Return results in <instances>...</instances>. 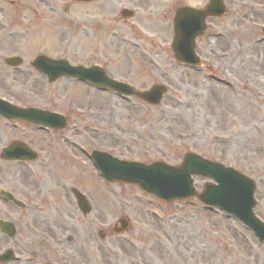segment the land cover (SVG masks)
<instances>
[{
  "label": "rangeland",
  "instance_id": "obj_1",
  "mask_svg": "<svg viewBox=\"0 0 264 264\" xmlns=\"http://www.w3.org/2000/svg\"><path fill=\"white\" fill-rule=\"evenodd\" d=\"M209 4L0 0V96L63 113L70 123L66 131H46L0 116V153L21 140L41 156L28 164L0 157V187L30 203L22 211L0 197V221L18 227L13 237L0 230V255L11 250L18 257L9 264H46L43 249L59 264H264V243L236 219L197 200L167 203L135 185L106 184L83 153L97 148L120 158L178 164L185 153L197 152L257 180L256 212L264 220V49H254V40L264 48V0H226L227 14L208 19L197 40L204 65L184 68L173 57L174 17L178 8ZM125 5L136 12L127 22L118 13ZM92 20L118 31L116 43L127 40L129 49L115 48L124 57L107 65L111 74L137 89L168 85L163 104L150 107L73 79L51 84L31 66L38 55L86 66L107 55L93 46L99 38L91 34ZM214 46L230 55L218 59ZM13 55L24 59L17 69L5 63ZM207 180L196 177L197 187ZM71 185L91 198L89 217L79 211ZM124 215L132 227L116 236L111 228Z\"/></svg>",
  "mask_w": 264,
  "mask_h": 264
},
{
  "label": "water",
  "instance_id": "obj_2",
  "mask_svg": "<svg viewBox=\"0 0 264 264\" xmlns=\"http://www.w3.org/2000/svg\"><path fill=\"white\" fill-rule=\"evenodd\" d=\"M211 14L222 15L224 8L221 0H212ZM188 13L197 14L193 11ZM183 14L179 18V45L191 47V43L202 29V22L192 23L187 17L189 14ZM185 28L194 29L193 33L188 34ZM178 58L189 64H198V58L194 54V47L191 55H178ZM185 58V59H184ZM16 63V59L11 60ZM37 67L49 74L52 80L59 76H75L112 87L120 93L134 94L131 86L120 84L108 79L102 71L96 69H86L82 67L67 66L65 61H53L48 58H40L36 63ZM167 91L162 85H155L151 90L136 93L151 103H158L163 94ZM10 116L31 120L34 123H40L46 126H64L65 119L62 115L39 109H20L13 107L9 103L0 99V112ZM5 158H23L36 159L37 154L31 151L25 145L15 144L4 151ZM95 159L105 163V169L112 172L111 180H123L137 182L149 191L162 193L168 199L178 198L188 195L193 180H190L193 174L203 175L214 178L219 184H209L206 186L204 194L200 198L207 203L220 206L227 210H233L239 214L242 221L252 225L257 234L264 239V224L255 218L252 208V196L256 189L255 182L249 177L239 173L233 168L225 167L223 164L212 162L203 157L189 153L185 156V162L180 166H170L166 163L156 162L152 165H145L137 162H123L118 159L106 156L104 153H96ZM116 172L117 174L113 173ZM152 188V189H151ZM154 189V190H153ZM158 191V192H157ZM83 208L85 204L81 202ZM9 225V224H6ZM2 229L11 234L12 226H2ZM6 258L9 254L4 255ZM7 260V259H4Z\"/></svg>",
  "mask_w": 264,
  "mask_h": 264
},
{
  "label": "bare ground",
  "instance_id": "obj_3",
  "mask_svg": "<svg viewBox=\"0 0 264 264\" xmlns=\"http://www.w3.org/2000/svg\"><path fill=\"white\" fill-rule=\"evenodd\" d=\"M260 44H262V43L257 42L256 40H254V49L255 50L256 49H264L262 46H260ZM214 48H215V46H214ZM215 49H216V55H230V51L229 50H226V49L220 50V49H217V48H215Z\"/></svg>",
  "mask_w": 264,
  "mask_h": 264
}]
</instances>
